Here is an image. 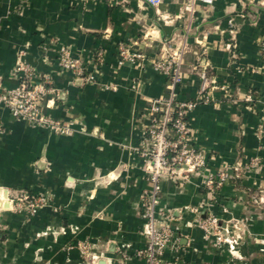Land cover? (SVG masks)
Here are the masks:
<instances>
[{"label":"crops","instance_id":"1","mask_svg":"<svg viewBox=\"0 0 264 264\" xmlns=\"http://www.w3.org/2000/svg\"><path fill=\"white\" fill-rule=\"evenodd\" d=\"M186 2L0 0V92L16 85L12 71L24 49L55 89L39 110L73 129L56 136L0 107V264H145L136 255L146 244L140 213L150 187L140 154L149 104L166 96L165 77L150 66L118 67L116 46L131 41L152 59L183 39L179 97H194L203 64L228 90L213 91L212 102L189 114L192 144L209 172L246 168L214 194L200 176L164 175L158 208L170 215L173 235L160 264H264V0H216L192 15ZM59 46L84 61L100 49L96 82L60 71ZM247 92L251 103L243 101ZM4 191L9 199L44 194L49 205L33 216L14 212L3 207ZM206 216L218 225L209 237L198 227Z\"/></svg>","mask_w":264,"mask_h":264},{"label":"built area","instance_id":"2","mask_svg":"<svg viewBox=\"0 0 264 264\" xmlns=\"http://www.w3.org/2000/svg\"><path fill=\"white\" fill-rule=\"evenodd\" d=\"M142 1L156 7L162 0ZM186 1L184 10L192 15L196 5L210 7L216 0ZM134 45L135 43L131 41L117 44L116 65L118 67L125 64L135 65L139 69L150 66L165 77L166 96L154 98L149 104L147 126L144 132L148 146L140 154L143 159L145 180L150 187L142 193L140 213L143 221L141 234L145 237L146 244L136 253L137 257L144 259L145 264H160L164 250L173 235L172 229L167 224L170 215L158 208L160 183L164 175L178 176L182 180H187L191 176H200L203 178L204 189L214 194L223 185L237 178L246 167L236 164L225 170L209 172L206 154L192 144L189 114L196 106L212 102L213 91L219 90L227 94L228 90L216 81L211 69L203 64L195 69L199 84L194 97L191 99L179 97L182 60L186 52L184 39L178 42L175 48L152 59H149L142 51L134 50ZM227 46L230 48V44ZM55 52L57 67L60 71L70 73L77 82L85 84L96 82L94 73L103 63V52L100 49L89 54V62L73 56L70 49L65 46H59ZM25 55L24 49L17 53L16 64L12 71L17 83L11 89L0 92V107L14 119H24L31 125L47 130L56 136L69 135L73 130L70 124L54 120L39 110L38 105L42 98L53 95L55 89L52 86L51 77L48 74L38 75L34 68L24 60ZM232 57L234 58L235 55ZM261 58V69L264 71V44L261 47ZM88 63L92 66V70L88 69ZM34 79L37 81H33ZM101 87L111 91L117 89L113 84H105ZM243 101L251 103L252 95L247 92ZM1 131L2 124L0 123ZM256 161L257 159L253 158L249 164L255 165ZM7 203L14 212L33 216L38 210L49 205V199L44 194L31 195L26 191H20L11 199L8 197ZM217 226V220L211 216L200 218L198 221V227L206 237L214 233Z\"/></svg>","mask_w":264,"mask_h":264},{"label":"water","instance_id":"3","mask_svg":"<svg viewBox=\"0 0 264 264\" xmlns=\"http://www.w3.org/2000/svg\"><path fill=\"white\" fill-rule=\"evenodd\" d=\"M7 194H8L7 191H4V193H3V199L5 201V203L3 205L4 208L8 207V203H7L8 196H7Z\"/></svg>","mask_w":264,"mask_h":264}]
</instances>
